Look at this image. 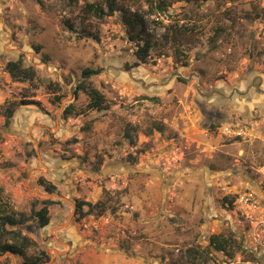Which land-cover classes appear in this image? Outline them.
<instances>
[{
	"label": "rangeland",
	"instance_id": "1",
	"mask_svg": "<svg viewBox=\"0 0 264 264\" xmlns=\"http://www.w3.org/2000/svg\"><path fill=\"white\" fill-rule=\"evenodd\" d=\"M109 1L155 34L149 63L130 67L121 11L89 8ZM13 60L35 79L12 77ZM85 68L102 110L77 90ZM0 113V211L28 219L40 264H264V0H0ZM219 233L243 249L215 250Z\"/></svg>",
	"mask_w": 264,
	"mask_h": 264
},
{
	"label": "trees",
	"instance_id": "2",
	"mask_svg": "<svg viewBox=\"0 0 264 264\" xmlns=\"http://www.w3.org/2000/svg\"><path fill=\"white\" fill-rule=\"evenodd\" d=\"M186 1L199 2L201 0ZM116 4V1H109L108 11L103 6H98L94 3L90 4L89 8L96 16L100 18H103L107 15H112L115 11H121L124 22L128 25V38L134 42L136 46V49L134 50L136 61L130 67H136L149 63L152 51L158 46V41L155 34L151 32L143 16L139 14L131 15V13L128 11L120 9ZM159 6L163 11L168 10V6L164 1H161ZM137 27H140V29L137 30ZM6 69L8 72H10L11 76L17 80L33 81L36 77L35 69L33 67L24 66L21 60L9 61L6 65ZM95 73V70L91 68H85L83 71V77L85 80L78 84L77 90H82L88 96L89 102L87 108L102 110L105 108V95L93 84L87 83V79ZM75 93H77V91H75ZM60 98V96L57 97L58 100ZM74 111V105L70 104L65 108L64 116H70L74 113ZM14 112V107H8L6 109L4 114L7 118V121L12 118ZM43 185L46 187L47 191L53 192L54 187L47 186L46 184ZM226 200H228V202L231 204L234 201V199L230 200L228 198H226ZM52 204H55L54 200L45 199L42 203V207L39 209L33 207L31 218H35L39 226L44 227L50 223L51 216L49 207ZM85 206H89L86 211H84ZM95 206H98V204L93 205L91 202L83 201L78 204V209L83 214H89L93 212ZM27 220L28 219L25 218L22 213L17 215L13 211L7 209L0 211V255L9 252L11 254L23 257L25 264H40L43 262V260L49 259V255L45 250L40 251L41 255L39 256L28 255V251L31 248L36 247L37 242L29 235L23 233L22 227L26 225ZM232 240L233 239L231 236L221 233L212 234L209 237V245L215 250L223 252L226 256L233 257L236 252H239L243 249V245L238 242L233 243Z\"/></svg>",
	"mask_w": 264,
	"mask_h": 264
},
{
	"label": "built area",
	"instance_id": "3",
	"mask_svg": "<svg viewBox=\"0 0 264 264\" xmlns=\"http://www.w3.org/2000/svg\"><path fill=\"white\" fill-rule=\"evenodd\" d=\"M238 201L248 207V208H255V201H254V195L250 192H245L242 195H240Z\"/></svg>",
	"mask_w": 264,
	"mask_h": 264
}]
</instances>
